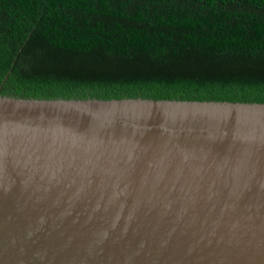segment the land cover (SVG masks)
I'll list each match as a JSON object with an SVG mask.
<instances>
[{
    "label": "water",
    "instance_id": "water-1",
    "mask_svg": "<svg viewBox=\"0 0 264 264\" xmlns=\"http://www.w3.org/2000/svg\"><path fill=\"white\" fill-rule=\"evenodd\" d=\"M0 264H264V95L0 86Z\"/></svg>",
    "mask_w": 264,
    "mask_h": 264
},
{
    "label": "trees",
    "instance_id": "trees-1",
    "mask_svg": "<svg viewBox=\"0 0 264 264\" xmlns=\"http://www.w3.org/2000/svg\"><path fill=\"white\" fill-rule=\"evenodd\" d=\"M0 86L264 95V0H0Z\"/></svg>",
    "mask_w": 264,
    "mask_h": 264
}]
</instances>
